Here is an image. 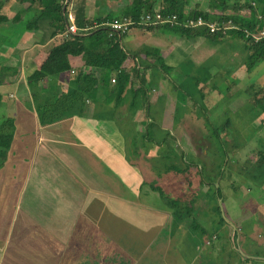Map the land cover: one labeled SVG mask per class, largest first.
Returning <instances> with one entry per match:
<instances>
[{"label": "crops", "instance_id": "1", "mask_svg": "<svg viewBox=\"0 0 264 264\" xmlns=\"http://www.w3.org/2000/svg\"><path fill=\"white\" fill-rule=\"evenodd\" d=\"M46 1L0 0V125L12 124L0 145V214L11 212L0 215V264L264 260V55L251 61V43L235 31L133 26L121 42L134 56L126 67L146 66L145 93L129 89L105 117L99 91L82 114L41 124L35 106L56 81L31 74L69 16L82 27L81 10L92 23L128 15L125 0H57L59 30L41 14ZM187 1L219 12L211 0ZM70 61L56 78L63 87L86 67ZM160 161L177 169L159 173Z\"/></svg>", "mask_w": 264, "mask_h": 264}, {"label": "trees", "instance_id": "2", "mask_svg": "<svg viewBox=\"0 0 264 264\" xmlns=\"http://www.w3.org/2000/svg\"><path fill=\"white\" fill-rule=\"evenodd\" d=\"M123 3L125 7L124 13L135 18L145 11L155 9V5L157 4V9L160 11L165 13L176 12L180 16L185 14H201L208 19L231 17L234 21H240L241 25H248V27H261L264 24V0H244L243 2L241 0H211L212 7L219 6V12L217 13L199 7L187 9V0H125ZM241 11H248L250 13L248 19L245 20L246 22L238 16ZM258 13H260L261 18L257 17ZM41 14L42 16L49 17L50 21L55 23L59 30L63 29L65 14L61 9V5L57 4V0L46 1ZM81 16L82 19L77 21L79 26L84 23H88V25L94 24L90 19L83 20L82 10ZM2 19L3 17L0 16V20ZM95 19L96 23H101L109 21L113 17L112 15H105L102 18L97 17ZM165 25L187 36L204 34L216 37L224 35L220 30L210 32L205 26L187 28L178 25ZM144 27L151 28L152 26L146 25ZM230 31H235L239 35L244 36L239 30H229L227 32ZM123 34H118V32L110 33L109 26L102 24L89 28L85 32H67L63 37L58 38L50 45L45 52L42 62L31 74V77L35 79L50 82L56 81L53 97L45 99L35 106L38 120L41 124L82 114L87 105V99H98L97 93L99 91L106 94L102 100L106 102L104 108L105 117L111 115L115 105L118 107L124 102L129 89H132L133 92H136V89H138L139 92L145 93L146 84L142 80L141 75L144 73L143 69L146 66H143L141 70L136 64H133L130 68L126 67L134 56L122 45L121 36ZM247 39L253 49L251 61L263 57L264 53L262 54L261 52L262 50L264 52V38L257 41L250 38ZM73 56H80L86 67L70 71L68 82L63 87V83L57 81L56 78L65 70L71 68L70 59ZM94 66H98L102 70L99 79L93 74L92 68ZM113 72L115 79L111 81ZM136 76H139V79L133 80L132 77ZM133 100L136 102L135 99ZM5 123L7 121L2 124ZM2 124L0 125L1 129L4 127ZM260 158L264 159L263 151H261ZM218 196L221 197L220 192ZM250 259L253 262L264 264V260Z\"/></svg>", "mask_w": 264, "mask_h": 264}, {"label": "built area", "instance_id": "3", "mask_svg": "<svg viewBox=\"0 0 264 264\" xmlns=\"http://www.w3.org/2000/svg\"><path fill=\"white\" fill-rule=\"evenodd\" d=\"M257 17H261L260 14H257ZM106 24L109 26L110 33L118 32L125 33L133 26H146V25H156V24H169V25H178L183 27H198L205 26L209 29L210 32H215L220 30L222 33H227L229 30H239L243 33L245 38H250L254 41H257L261 38H264V26L257 29H251L246 25H241L238 22L234 21L231 17L229 18H214L208 19L205 16L198 15H183L180 16L176 12H162L159 9L155 8L153 10L145 11L141 13L137 18L129 15H124L121 18L114 20H109L101 23H94L93 25H85L78 27L73 18L69 16V21L67 22L66 32L77 33L85 32L89 28L94 26ZM74 69H71V72ZM114 76L111 78L114 81Z\"/></svg>", "mask_w": 264, "mask_h": 264}, {"label": "rangeland", "instance_id": "4", "mask_svg": "<svg viewBox=\"0 0 264 264\" xmlns=\"http://www.w3.org/2000/svg\"><path fill=\"white\" fill-rule=\"evenodd\" d=\"M11 128H12V124L10 122L7 125H5L2 129H0V145H2L3 148H5V147L7 148V144H8V141H9V136H10V133H11V130H12ZM255 139H257V138H255ZM3 148L1 149L0 156H2L4 154V149ZM155 167L158 168L159 173H161L163 170L166 171L167 168L170 169V170H176L177 169V165L168 166L163 161L156 162L155 163ZM155 184H156V182H155ZM165 200H167V197H166ZM0 215H3L4 219L7 220L10 217L11 212L9 213L8 211H6V212H4V213H2Z\"/></svg>", "mask_w": 264, "mask_h": 264}, {"label": "water", "instance_id": "5", "mask_svg": "<svg viewBox=\"0 0 264 264\" xmlns=\"http://www.w3.org/2000/svg\"><path fill=\"white\" fill-rule=\"evenodd\" d=\"M264 258V257H263Z\"/></svg>", "mask_w": 264, "mask_h": 264}]
</instances>
